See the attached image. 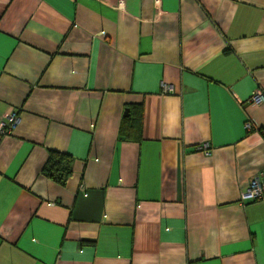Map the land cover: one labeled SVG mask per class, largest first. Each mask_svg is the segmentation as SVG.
I'll return each mask as SVG.
<instances>
[{
    "label": "crops",
    "instance_id": "crops-1",
    "mask_svg": "<svg viewBox=\"0 0 264 264\" xmlns=\"http://www.w3.org/2000/svg\"><path fill=\"white\" fill-rule=\"evenodd\" d=\"M258 90L264 0H0V264H264Z\"/></svg>",
    "mask_w": 264,
    "mask_h": 264
},
{
    "label": "trees",
    "instance_id": "trees-1",
    "mask_svg": "<svg viewBox=\"0 0 264 264\" xmlns=\"http://www.w3.org/2000/svg\"><path fill=\"white\" fill-rule=\"evenodd\" d=\"M131 115L124 119L121 132L126 138L137 139L142 132V107L133 108ZM72 158L65 153L50 150L49 159L41 173L61 186H66L72 174Z\"/></svg>",
    "mask_w": 264,
    "mask_h": 264
},
{
    "label": "built area",
    "instance_id": "built-area-1",
    "mask_svg": "<svg viewBox=\"0 0 264 264\" xmlns=\"http://www.w3.org/2000/svg\"><path fill=\"white\" fill-rule=\"evenodd\" d=\"M163 91L165 93L174 92V88L168 84L163 83ZM251 101L255 104H261L264 102V94L261 91H256L251 98ZM19 124V117L16 113H12L7 116L6 119L0 120V136L11 135ZM246 129L252 130L251 123H246ZM197 151L209 152V147L203 145L197 148ZM257 200H264V181L260 177H256L251 183V187L242 194L243 202H252Z\"/></svg>",
    "mask_w": 264,
    "mask_h": 264
},
{
    "label": "water",
    "instance_id": "water-1",
    "mask_svg": "<svg viewBox=\"0 0 264 264\" xmlns=\"http://www.w3.org/2000/svg\"><path fill=\"white\" fill-rule=\"evenodd\" d=\"M127 112H129V109L127 110ZM128 115H129V114H128ZM128 115H127V116H128Z\"/></svg>",
    "mask_w": 264,
    "mask_h": 264
}]
</instances>
